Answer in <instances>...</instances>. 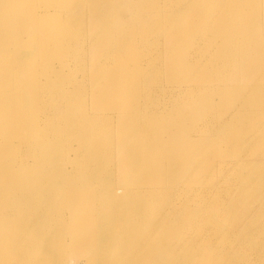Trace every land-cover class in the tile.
I'll return each mask as SVG.
<instances>
[{"label":"bare ground","instance_id":"6f19581e","mask_svg":"<svg viewBox=\"0 0 264 264\" xmlns=\"http://www.w3.org/2000/svg\"><path fill=\"white\" fill-rule=\"evenodd\" d=\"M259 1L0 0V264H264Z\"/></svg>","mask_w":264,"mask_h":264},{"label":"rangeland","instance_id":"374dc122","mask_svg":"<svg viewBox=\"0 0 264 264\" xmlns=\"http://www.w3.org/2000/svg\"><path fill=\"white\" fill-rule=\"evenodd\" d=\"M259 7L264 11V0H260L259 1ZM69 12H71V11H69L68 7H66L65 8V14L69 13ZM218 12H220L218 9L216 10V12H214V10L212 9L208 13L209 18L210 19L215 18L217 16ZM259 30H260V32H264V25H260L259 24ZM20 35H21V32H19L16 37L10 38V39L11 40L12 39L15 40ZM165 48L169 52L170 57H172L175 54L173 49H171V42L170 41L166 42ZM190 50H193V49H190ZM194 50L196 52H198V49L195 48ZM204 74H205V72H203V71L198 72V74L196 75V77L193 80H191V81L186 83L187 86H193L195 84L196 78L197 77H202ZM249 94L250 93L247 90V96ZM195 96H200V99H203V98L206 97V94L205 93L195 94ZM211 98H215L213 102L214 103L215 102L219 103L217 105H222L225 102V100H227V99H236V98H238V96L233 93V90H227L224 94L217 95V96H212ZM261 100L263 101L262 108L264 109V94L261 95ZM254 126L262 127L263 135L260 138H257V139H254V140H249L250 145H249V147L247 149H249L250 147H252L254 145L256 150H257V152L259 153V156L256 157V159L259 160V161H262L261 158L264 159V157H262V156H264V125L256 124V125H252L251 127H254ZM250 160H251V156L245 155V153L244 154H242V153L236 154V155H233V156L227 158L226 159L227 166L225 167V173H226L227 176L231 175L232 173L234 175H238V176L246 174L247 175V179L249 180V184L254 189V191H260L261 193H264V165L260 166V167L259 166L258 167H250L249 166V167H247V169L243 170L242 173H240V170L236 169V168H239V166H240L239 164H237L238 162H240V161H250ZM258 195H260V194H257L256 196H250L249 199H247L249 202L252 201L254 204L257 201L256 205H255V207H254V209H253V211L251 213V216H254L256 211L263 207L264 199L257 198ZM255 231H256V226H254V231L253 232H255ZM86 234L88 235V232ZM74 254L75 255H72L73 262H71L70 264H83L84 259H83V256H81L82 254L81 253H74Z\"/></svg>","mask_w":264,"mask_h":264}]
</instances>
